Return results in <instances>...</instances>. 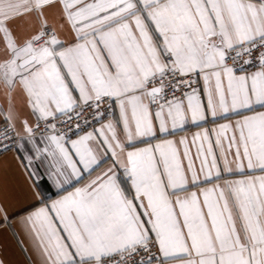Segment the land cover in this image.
Returning a JSON list of instances; mask_svg holds the SVG:
<instances>
[{"label": "snow or ice", "instance_id": "6c2138e0", "mask_svg": "<svg viewBox=\"0 0 264 264\" xmlns=\"http://www.w3.org/2000/svg\"><path fill=\"white\" fill-rule=\"evenodd\" d=\"M0 92L43 264H264V0H0Z\"/></svg>", "mask_w": 264, "mask_h": 264}, {"label": "crops", "instance_id": "0c3cea01", "mask_svg": "<svg viewBox=\"0 0 264 264\" xmlns=\"http://www.w3.org/2000/svg\"><path fill=\"white\" fill-rule=\"evenodd\" d=\"M59 23L58 13L52 10L49 13V25L59 31ZM0 106L4 110L7 109V103L2 92H0ZM16 107L21 118L26 117L30 124L35 123L34 117L30 115L28 108L24 106L23 100L19 97L16 101ZM3 117L4 112L0 111V124L3 123ZM16 127L21 130L19 120L16 121ZM205 127L211 129L216 127V125L211 122L203 123L201 127L189 125L186 131H182L177 136L170 138L178 140L182 136H187L191 139L194 133L202 131ZM21 155L15 151H8L0 156V196L6 195V203L10 208V212L16 211L18 213L9 223H3L2 219H0V260L4 264H43L42 258L37 251L36 242L23 229L20 223L23 217L27 215V212L21 211V209L35 203V197L31 195L28 189V184L31 181L27 179L28 173L21 163ZM36 206L38 207L39 205ZM31 210L34 209L29 208V211Z\"/></svg>", "mask_w": 264, "mask_h": 264}, {"label": "built area", "instance_id": "2783aa9c", "mask_svg": "<svg viewBox=\"0 0 264 264\" xmlns=\"http://www.w3.org/2000/svg\"><path fill=\"white\" fill-rule=\"evenodd\" d=\"M51 26V25H50ZM98 126V125H97ZM4 127H6V125H4V123L0 124V130H2ZM18 130V129H17ZM19 131V130H18ZM8 151H4V152H0V156H2L3 154H5Z\"/></svg>", "mask_w": 264, "mask_h": 264}]
</instances>
